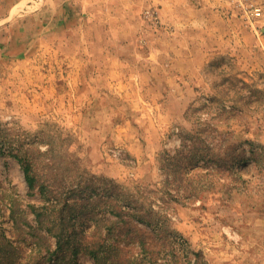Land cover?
<instances>
[{
	"label": "rangeland",
	"instance_id": "obj_1",
	"mask_svg": "<svg viewBox=\"0 0 264 264\" xmlns=\"http://www.w3.org/2000/svg\"><path fill=\"white\" fill-rule=\"evenodd\" d=\"M165 1L232 46L0 0V264H264V0Z\"/></svg>",
	"mask_w": 264,
	"mask_h": 264
},
{
	"label": "crops",
	"instance_id": "obj_2",
	"mask_svg": "<svg viewBox=\"0 0 264 264\" xmlns=\"http://www.w3.org/2000/svg\"><path fill=\"white\" fill-rule=\"evenodd\" d=\"M15 1V0H13ZM25 1V0H24ZM30 1V0H29ZM35 1V0H32ZM53 1V0H52ZM39 2H33L34 5H40V6H31L39 9L38 15L41 13H47L48 8H46L47 1H43L42 4ZM99 2H103L105 5L104 7H110L112 6L113 8L117 9L118 12L113 13L111 12L109 16H113L109 18V28L113 29H125L129 33H127L129 36H131L130 39H133L135 36V33L131 34L133 30L139 29L141 26V21L137 19V22L132 21V19H129L125 15H123L125 9L126 11H130L131 14H137L142 12L143 9H145L147 6H151L153 3L158 7L159 4H161V7L159 8L161 15L163 18L165 17L166 22L170 25L171 28H176L177 30L179 29H188V28H197L200 31L204 30L205 35L201 34L200 32V39H204V41L199 40V41H194L195 44H201L204 45L205 47L207 45H211L213 49L211 50L210 54H215L216 51H221L222 49L228 51L227 48V42L225 38L227 36H231L233 33V30L230 28L234 27L235 24L233 21L229 20H224L223 17L220 15L221 12H219L216 9H213L211 6H204L199 13V19L194 20L190 17H179L177 10L176 9H170L169 5H167V1L161 2V0H99ZM114 2H118L119 6L116 4H113ZM161 2V3H159ZM183 2H186L183 0ZM54 3L56 7L60 8L56 10L55 13L62 12L63 13H70V14H76V13H90L95 10V0H54ZM107 4V5H106ZM103 7V9H104ZM9 10V9H8ZM10 10L9 12H11ZM60 16V17H61ZM69 16V15H68ZM68 16H65L66 18H70ZM138 16V15H136ZM135 16V17H136ZM71 18H73L71 16ZM58 20H63L62 18H59ZM1 22V20H0ZM41 28V25H40ZM224 28V29H223ZM229 28V30H228ZM180 36L178 38H172V42L178 43V42H183L179 40L181 37H183V34H180L178 32L174 37ZM228 38V37H227ZM115 43H121L120 40L115 41ZM189 42H187L188 44ZM232 46V44H228Z\"/></svg>",
	"mask_w": 264,
	"mask_h": 264
},
{
	"label": "trees",
	"instance_id": "obj_3",
	"mask_svg": "<svg viewBox=\"0 0 264 264\" xmlns=\"http://www.w3.org/2000/svg\"><path fill=\"white\" fill-rule=\"evenodd\" d=\"M30 171H31V170H29V168L26 169V176H27V180H28V182H29V186H30L31 188H34V179L30 176ZM116 209H118V207L114 206L113 212H114L115 214H117L118 217H120V219L123 220L124 213H122L121 211H116ZM142 211H143V210H142ZM137 215H138V219H139L140 221H144V222H153V221H154L153 218H152L151 216H147V215L144 214V213L141 214V211H140V213L137 214ZM149 217H150V218H149ZM58 239L61 241V236H60V235H58Z\"/></svg>",
	"mask_w": 264,
	"mask_h": 264
},
{
	"label": "built area",
	"instance_id": "obj_4",
	"mask_svg": "<svg viewBox=\"0 0 264 264\" xmlns=\"http://www.w3.org/2000/svg\"><path fill=\"white\" fill-rule=\"evenodd\" d=\"M249 12H251L254 17H259L262 14L261 8L258 7L250 8Z\"/></svg>",
	"mask_w": 264,
	"mask_h": 264
}]
</instances>
